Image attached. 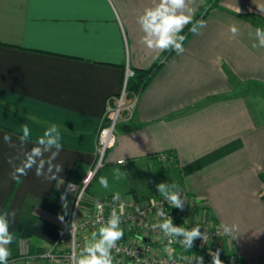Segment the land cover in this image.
Listing matches in <instances>:
<instances>
[{"label": "crops", "instance_id": "0c3cea01", "mask_svg": "<svg viewBox=\"0 0 264 264\" xmlns=\"http://www.w3.org/2000/svg\"><path fill=\"white\" fill-rule=\"evenodd\" d=\"M186 2L193 21L206 8L200 19L206 27L186 38L183 53L166 59L165 51L141 43L137 22L159 0H0V215L15 213L8 264L44 263L32 258L51 250L68 227L64 191L94 168L100 122L126 71L157 64L133 119L118 124L104 170L122 166L128 173L157 154H175L184 189L196 200L192 219L237 228L207 246L201 239L191 249L171 245L174 255L211 262L209 251L219 250L223 264H264V47H253L256 28H264V0ZM53 124L62 137L58 179L37 177L35 169L12 179L22 126L31 131L30 150ZM125 191L121 198L137 201L160 195L154 180ZM113 195L102 201H114ZM123 238L133 244L139 235L129 229ZM165 245L157 244L164 254Z\"/></svg>", "mask_w": 264, "mask_h": 264}, {"label": "clouds", "instance_id": "9594fccd", "mask_svg": "<svg viewBox=\"0 0 264 264\" xmlns=\"http://www.w3.org/2000/svg\"><path fill=\"white\" fill-rule=\"evenodd\" d=\"M137 22L144 33L141 37V43L145 44L148 49H156L161 52L175 51L177 54L184 51L185 36L180 33L183 32L185 26L191 25L189 31L196 35L200 34V29L206 27L204 20L193 22V9L188 6L186 0H159L155 6L145 8L143 13L138 16ZM229 30L233 38L239 35V29L235 24L230 25ZM255 37L259 38V43L258 45L253 44V47H264V28H256ZM21 131L22 134L18 137L20 154L17 157L20 162L13 166L11 178L19 181L22 176H27L29 171L35 169L37 177H43L49 182L57 180V174L63 171L61 164L54 163L62 151V137L57 125L53 124L45 129L43 135L36 138L30 150L27 145L30 141L31 131L27 125H23ZM3 139L12 146L9 134H5ZM9 163L13 164V161L10 159ZM119 163L123 164L124 161L121 160ZM113 174L116 179H120L123 175L120 169H115ZM99 183L105 189L109 186L107 177H101ZM71 187L74 185H69V188ZM156 187L171 207L183 210L185 199L180 195L179 185L160 182ZM113 200L119 201L120 194H114ZM119 207L121 212L118 214L113 209L106 221L102 217H97L94 223L99 224L100 227L91 232L90 239L74 257V264H120L119 261H115L112 255L113 250L119 251L118 241L124 237V230L120 227L124 205L120 204ZM96 208L101 209L102 205L97 202ZM10 216L12 219H9ZM14 216L15 213L0 215V264H8L9 257L12 255L7 246L14 240V234L9 231L14 222ZM157 216L162 218V222L153 223L150 227L153 231L159 230L160 233H163V238L168 240V244L163 249L168 260L160 261L159 264H169V262L177 264L174 259L175 249L171 247L172 243H179L184 249H191L196 239H201L203 242L209 238L207 231L201 232L199 226L189 229L174 225L172 218L165 213L162 207L158 209ZM73 227L75 228V225ZM145 227L149 226L145 225ZM220 228L222 232L219 234L232 236L237 226L221 224ZM209 255L212 258L211 264H223L219 257V250L216 252L209 251ZM194 260L196 264H204L202 256L194 255L189 264H192ZM137 264H148V262L147 260L141 262L137 258Z\"/></svg>", "mask_w": 264, "mask_h": 264}, {"label": "built area", "instance_id": "2783aa9c", "mask_svg": "<svg viewBox=\"0 0 264 264\" xmlns=\"http://www.w3.org/2000/svg\"><path fill=\"white\" fill-rule=\"evenodd\" d=\"M134 76V71L130 69L126 71L125 83L119 96L115 103H109L106 107L97 135V161L94 168L89 171L82 183H69L66 186L62 203L65 204L68 201L71 203V216L68 227L51 250L40 257L32 258V260L41 258L44 260L43 264H55V261L61 258L64 264H74V257L86 243L85 238L100 227L99 224L94 223L97 217H102L106 221L113 209L119 214L121 212L120 204L124 205L120 227L123 228L124 232L134 229L135 233L139 235V238L133 244H130L124 238L118 241L119 251L113 250L112 255L115 261H119L120 264H137V258L141 262L147 260L148 264H159L160 261L168 260L167 254L162 253L157 247L158 243L168 244V240L163 238V233H160L159 230L153 231L150 227L153 223L162 222V218L157 216V211L161 207L172 218L174 225L189 229L199 226L201 232L207 231L209 238L204 241L206 246L211 242H219L230 237L219 234L222 232L221 228L212 227L208 223L192 219L191 211L196 206V200L185 189H181L180 193L181 197L185 199L183 210L171 207L163 196H157L147 201H137L129 196L109 203L98 201L102 205L101 209L96 208L97 203L87 211L81 209L89 186L98 171L103 168L108 152L114 149L117 144L116 130L118 124L124 120H132L134 117L140 95L137 94L129 98L127 90L128 82ZM69 185H74V187L69 188ZM73 225H75V228ZM145 225L149 227H145ZM176 244L174 242L171 245ZM193 256L194 254L180 252L174 255V259L177 264H189ZM203 261L204 264H211L208 259L203 258ZM192 264H196V261L194 260Z\"/></svg>", "mask_w": 264, "mask_h": 264}, {"label": "rangeland", "instance_id": "374dc122", "mask_svg": "<svg viewBox=\"0 0 264 264\" xmlns=\"http://www.w3.org/2000/svg\"><path fill=\"white\" fill-rule=\"evenodd\" d=\"M166 165V164H164ZM120 169L123 173L120 179L114 177V170ZM170 175L166 172V169H161L157 167L156 162L149 164H142L132 169V171L126 173L122 166H109L103 171L100 177H98L96 183L90 191L85 195L84 200L81 205V209L89 210V208L97 203L102 201L109 194H120V198L126 192L125 190L130 189L134 186L142 185H151L154 180L155 185L160 182H165L169 184ZM101 177H107L108 179V188L101 187L99 181ZM177 184V181L175 182ZM170 185V184H169ZM161 196V195H160Z\"/></svg>", "mask_w": 264, "mask_h": 264}, {"label": "trees", "instance_id": "16d2710c", "mask_svg": "<svg viewBox=\"0 0 264 264\" xmlns=\"http://www.w3.org/2000/svg\"><path fill=\"white\" fill-rule=\"evenodd\" d=\"M210 4L211 3H209L208 6H210ZM205 11H206V8L203 10V12H205ZM203 12H201V14L193 22L200 20ZM190 27H191V25H189L187 28H185L183 30L182 33H180L181 35L185 36V40L191 34V32L189 31ZM175 53H176L175 51H165L163 56H164V58L168 59L169 57H171ZM160 67H161V65L157 64V65H155V67L153 69H150L147 71H134L135 76L129 80L128 87H127L129 98L134 97V95L140 94L147 87V85L150 83L151 79L157 73V71L160 69ZM162 156L163 155L157 154L154 157V159L156 160L155 162H156L157 167H159L161 169H166V172L168 174H171V173L174 174L172 176L170 175L171 179L168 181L169 184L175 183L177 181V185H179L180 189H184V185H183V181H182V171L180 169V166L178 165L177 156L173 153L166 154V156L164 158H162ZM105 163H106V159H105ZM105 163H104L103 168H101L98 171L93 182L89 186V188L87 190L88 192L90 191L92 186H94L98 177L100 176V174L104 170V168L106 166ZM164 164H166V165H164Z\"/></svg>", "mask_w": 264, "mask_h": 264}]
</instances>
